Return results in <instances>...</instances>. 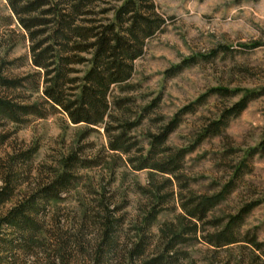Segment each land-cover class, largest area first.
<instances>
[{"label":"rangeland","instance_id":"374dc122","mask_svg":"<svg viewBox=\"0 0 264 264\" xmlns=\"http://www.w3.org/2000/svg\"><path fill=\"white\" fill-rule=\"evenodd\" d=\"M124 2L102 0L93 17L113 23ZM148 3L164 28L146 40L132 79L112 88L110 111L94 126L73 123L47 101L31 51L45 35L33 41L8 0H0V72L22 81L0 86V95L39 104L44 113L0 126V164L18 185L0 219L64 171L73 175L58 199L39 206L41 230L29 247L18 248L22 242L7 234L17 249L0 264H132L130 251L143 242L140 263L161 254L176 234L174 264H248L258 254L248 241L264 242V0ZM89 67L87 60L75 65L73 77ZM247 95L240 114L218 133L207 132ZM175 119L178 126L156 142ZM119 137L122 149L115 150ZM167 164L174 172L160 170ZM222 194L206 218L187 215L200 199ZM251 204L233 229L236 242L217 246L215 236ZM109 222L111 252L103 244Z\"/></svg>","mask_w":264,"mask_h":264},{"label":"trees","instance_id":"16d2710c","mask_svg":"<svg viewBox=\"0 0 264 264\" xmlns=\"http://www.w3.org/2000/svg\"><path fill=\"white\" fill-rule=\"evenodd\" d=\"M102 0H8L20 24L29 31L34 41L38 36L45 39L34 43L31 47L33 65L43 71L45 81L44 94L53 107L61 108L73 123L100 125L110 111V94L112 88L128 83L134 73V62L144 54L146 40L163 30L165 20L156 11L150 0H125L117 9L116 20L113 23H98L95 7ZM91 16V17H90ZM35 27L37 29H35ZM48 43L47 45H45ZM45 46V47H44ZM83 54H91L88 60ZM90 61L89 69L82 77H73L77 73L75 65ZM20 78H11L0 72V86L6 89L17 88ZM222 93L225 89L217 88ZM251 100V95L245 96L229 108L222 117L212 123L207 132L218 133L226 126L230 116L240 114ZM31 114L43 116L39 104L25 103L17 97L0 95V126L5 122L23 123ZM175 119L162 135L156 136V142L163 143L169 134L178 126ZM5 137L0 135V149ZM121 138L113 145L115 150H121ZM183 151L179 153L182 157ZM179 158L172 159V164L179 166ZM147 165L141 167L146 168ZM0 207L9 202L15 195L17 183L0 164ZM160 170L166 173L175 169L160 165ZM71 173L64 171L37 191L25 195L10 208L0 219V256L8 257L17 249L13 241H7V234L16 235L22 242L20 247H29L36 233L41 230L37 215L39 206L50 200H56L72 182ZM222 195L204 197L191 209H186L191 218L203 219L208 212L221 200ZM41 204V205H40ZM254 204L245 211L234 216L228 225L215 236L217 246L236 242L234 227L241 222L243 216ZM113 223H107L103 244L109 252L115 245L110 239ZM198 227L195 224L194 233ZM110 236V237H109ZM181 236H173L161 254L137 263L136 258L145 253L143 242L130 251L132 264H174L173 241ZM248 243L258 254L248 264H264V242L253 237ZM105 252V251H104ZM2 254V255H1Z\"/></svg>","mask_w":264,"mask_h":264}]
</instances>
